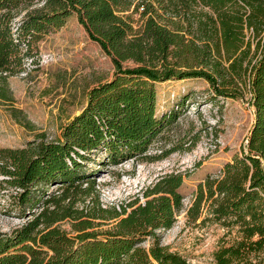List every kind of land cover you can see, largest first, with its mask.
Listing matches in <instances>:
<instances>
[{
	"label": "trees",
	"instance_id": "trees-1",
	"mask_svg": "<svg viewBox=\"0 0 264 264\" xmlns=\"http://www.w3.org/2000/svg\"><path fill=\"white\" fill-rule=\"evenodd\" d=\"M132 5L145 16L137 30L120 14ZM70 15L114 72L88 89L56 139L0 148V173L19 189V205L38 208L0 233V264H186L159 245L158 235L181 208L180 174L160 177L143 202L112 208L101 217L115 219L109 229L89 230L82 211L69 208L73 195L92 189L98 168L165 154L147 150L188 94L170 95V109L157 111L156 85L196 78L220 97H238L246 85L253 121L239 153L196 185L185 218L234 230L213 252L214 264H264V0H0V74L17 72L34 43ZM65 217L75 220L72 233L53 225Z\"/></svg>",
	"mask_w": 264,
	"mask_h": 264
},
{
	"label": "rangeland",
	"instance_id": "rangeland-1",
	"mask_svg": "<svg viewBox=\"0 0 264 264\" xmlns=\"http://www.w3.org/2000/svg\"><path fill=\"white\" fill-rule=\"evenodd\" d=\"M120 14L128 17L134 30L145 17L141 16V7L133 5ZM181 25L188 24L181 21ZM31 50L35 59L44 58L45 62L24 76L17 72L0 74V148H20L28 142L56 139L62 125L84 106L88 89L110 79L114 72L110 58L88 38L75 15L68 16L62 26L36 41ZM121 64L134 66L131 61ZM240 90L238 97H220L213 95L203 79L158 83L157 111L170 109V95L179 98L182 91L188 94L175 120L155 137L147 150L149 154L163 151L165 154L156 160L127 159L98 168L92 189L72 196L70 211H82L81 219L91 221L89 230L109 229L115 219L101 217H106L112 208L120 210L126 203L133 202V206L141 203L145 200L143 193L160 177L180 174L177 191L181 195V208L172 225L158 232L159 245L186 264H214L213 252L230 241L234 230L210 221L200 222L201 217L190 222L185 218V209L196 185L206 175H218L223 163L238 154L245 143L253 108L247 86ZM4 165L0 162V171ZM4 179L0 173V233L9 234L38 208L28 210L20 206L16 197L19 190L8 186ZM48 191L56 194L60 188L50 186ZM73 222L65 217L53 225L72 233ZM149 242L145 239L140 245L146 248ZM151 264L159 263L151 260Z\"/></svg>",
	"mask_w": 264,
	"mask_h": 264
},
{
	"label": "built area",
	"instance_id": "built-area-1",
	"mask_svg": "<svg viewBox=\"0 0 264 264\" xmlns=\"http://www.w3.org/2000/svg\"><path fill=\"white\" fill-rule=\"evenodd\" d=\"M22 52H25V49H22ZM46 59L41 58V59H35L32 54H24L21 62L20 69L17 71V74L19 76H24L28 71H30L33 67L37 65H41L43 62H45ZM3 75L5 73H2ZM16 190H19L15 188Z\"/></svg>",
	"mask_w": 264,
	"mask_h": 264
}]
</instances>
